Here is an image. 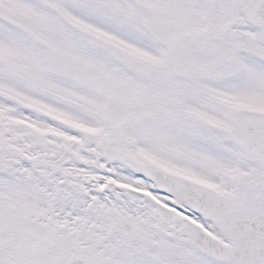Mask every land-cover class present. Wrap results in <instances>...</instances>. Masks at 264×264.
Listing matches in <instances>:
<instances>
[{"label": "snow or ice", "instance_id": "snow-or-ice-1", "mask_svg": "<svg viewBox=\"0 0 264 264\" xmlns=\"http://www.w3.org/2000/svg\"><path fill=\"white\" fill-rule=\"evenodd\" d=\"M0 264H264V0H0Z\"/></svg>", "mask_w": 264, "mask_h": 264}]
</instances>
